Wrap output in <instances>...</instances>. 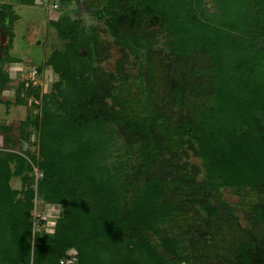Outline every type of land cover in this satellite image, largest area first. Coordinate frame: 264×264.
<instances>
[{
	"label": "trees",
	"instance_id": "16d2710c",
	"mask_svg": "<svg viewBox=\"0 0 264 264\" xmlns=\"http://www.w3.org/2000/svg\"><path fill=\"white\" fill-rule=\"evenodd\" d=\"M8 1L0 94L12 83L4 66L17 63ZM204 1L95 0L137 74L100 66L108 49L94 26L49 22L64 48L46 64L59 81L42 96L17 82L13 103L42 108L17 139L0 126V264H31L33 250L36 264H264V200L248 205L247 229L222 199L225 189L264 197V0H213L212 14ZM32 133L37 153L9 151ZM119 141L122 155L111 150ZM36 195L60 207L49 232Z\"/></svg>",
	"mask_w": 264,
	"mask_h": 264
},
{
	"label": "rangeland",
	"instance_id": "374dc122",
	"mask_svg": "<svg viewBox=\"0 0 264 264\" xmlns=\"http://www.w3.org/2000/svg\"><path fill=\"white\" fill-rule=\"evenodd\" d=\"M80 1H83V4L85 1L88 10L83 9V7L81 8V6L79 7V4L77 3L79 1L75 2V0L69 3H64L60 0H35L32 6L21 5L18 0H9L8 2H5L11 5L12 13L16 17L11 30L13 40L12 46L9 50V57L17 63L6 64L3 68V71L12 79V83H10L7 90L0 94V99L10 101L8 106L4 105L2 102L0 103V126L5 125L8 127L11 130V136L14 139L19 137L18 129L20 123L33 120L35 115L39 113L42 108L40 101H35L34 99H29L28 104L25 106H18L13 103L15 84L19 81L29 83L26 79L30 67L35 68L38 71V78L33 85L39 87L41 96L49 94L52 86L59 81L58 76L54 74L46 64L54 51H63L64 48L62 41L58 38V34L49 25V22L57 21L59 17L64 15L73 21H80L86 29L90 26H94L99 35V41L101 42L102 47L108 49V53L101 54L100 56V66H102L105 71L114 73L115 65L120 63L123 64V67L125 66V70L127 69L134 74H137L138 72V66L135 63V56L131 54L130 51L114 42L113 37L110 36V33L106 28L105 17H100L99 15L100 10L95 0H92L94 6L91 9L88 7V0ZM203 8L209 14L216 12V6L213 0H205ZM8 36L9 28L6 37L0 40L2 49L7 45ZM165 37L166 36L160 34L153 38V47L156 51L166 49L164 45L166 41ZM81 52L84 54L82 49ZM2 57L3 53H1L0 60ZM141 62L144 63V60L141 59ZM39 104L40 107H38ZM3 140L4 138L0 134V151L6 150L5 148L3 149ZM36 142H38V135L32 133L28 141H19L18 139L19 146L14 149L10 148L9 151L23 156L30 152H32V154L37 153L39 147H34L32 145ZM114 145L115 146L111 150L118 155H122L125 151L124 143L119 141ZM38 154H36L37 157ZM116 154L110 160L111 164L120 161L117 159ZM190 161L199 164V161L195 158H191ZM34 175L35 178L41 177V174L37 169ZM10 186L14 190H19L21 186L19 178H12ZM36 190L37 183L35 184V191ZM222 199L233 207L235 210L234 215L237 217L240 226L248 229L250 228L246 219L249 214L248 205L259 204L264 200V197L256 192L237 194L225 189L222 191ZM33 204L34 213L36 214V211H38L40 212V216L47 214V206H51L52 211L48 216L45 225V231H51L54 223H51L50 221L56 219L60 207L58 205L52 206L48 204L37 195Z\"/></svg>",
	"mask_w": 264,
	"mask_h": 264
},
{
	"label": "water",
	"instance_id": "95a60500",
	"mask_svg": "<svg viewBox=\"0 0 264 264\" xmlns=\"http://www.w3.org/2000/svg\"><path fill=\"white\" fill-rule=\"evenodd\" d=\"M10 17L7 11L0 9V40L4 39L8 33ZM2 45L0 44V57L2 53Z\"/></svg>",
	"mask_w": 264,
	"mask_h": 264
},
{
	"label": "built area",
	"instance_id": "2783aa9c",
	"mask_svg": "<svg viewBox=\"0 0 264 264\" xmlns=\"http://www.w3.org/2000/svg\"><path fill=\"white\" fill-rule=\"evenodd\" d=\"M37 78H38V71L35 68L30 67V70L28 71V76H27L26 80L29 83L34 84L36 82ZM36 217L39 218L40 214H37ZM74 261H75L74 258H70L69 260L61 261L60 264H69V262H71V264H73Z\"/></svg>",
	"mask_w": 264,
	"mask_h": 264
},
{
	"label": "clouds",
	"instance_id": "9594fccd",
	"mask_svg": "<svg viewBox=\"0 0 264 264\" xmlns=\"http://www.w3.org/2000/svg\"><path fill=\"white\" fill-rule=\"evenodd\" d=\"M47 207H48V212H47V214L42 215L41 219L48 220V216L51 214L52 208H51V206H47ZM50 222L51 223H55V219L51 220ZM36 231H39V222L38 221L33 226V232H36ZM32 253H33V255H32V258H31V264H36L35 251L33 250ZM69 264H71V262H69Z\"/></svg>",
	"mask_w": 264,
	"mask_h": 264
},
{
	"label": "flooded vegetation",
	"instance_id": "af4514ba",
	"mask_svg": "<svg viewBox=\"0 0 264 264\" xmlns=\"http://www.w3.org/2000/svg\"><path fill=\"white\" fill-rule=\"evenodd\" d=\"M77 1H79V2H77ZM75 2H77L79 4V7L81 6V8L83 7V9H87L88 10L85 1H84V4H83V1H80V0H75ZM100 17H102V16L100 15Z\"/></svg>",
	"mask_w": 264,
	"mask_h": 264
}]
</instances>
